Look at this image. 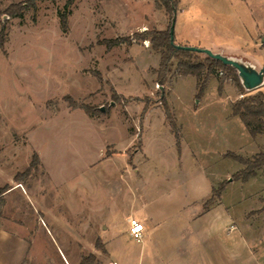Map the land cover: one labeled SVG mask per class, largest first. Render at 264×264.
<instances>
[{"label":"rangeland","instance_id":"374dc122","mask_svg":"<svg viewBox=\"0 0 264 264\" xmlns=\"http://www.w3.org/2000/svg\"><path fill=\"white\" fill-rule=\"evenodd\" d=\"M26 1L0 0V187L22 183L59 213L42 221L21 190L5 191L0 223L28 221L34 246L55 264L62 263L60 233L72 240L83 232L82 242L104 250L103 238L89 237V225L97 224L101 233L107 225L112 260L137 264L136 249L144 240L130 235L133 216L143 212L160 230L176 218L186 229L183 220L203 206L197 200L227 180L218 199L238 227L252 222L264 228V177L229 181L243 164L226 155L264 151V134L253 137L232 109L242 91L252 94L260 86L241 89L230 77L221 89L219 78L228 72L219 69L200 94L196 76H183L175 66L162 85L153 72L160 54L149 39L108 48L105 39L170 27L169 15L154 0H74L69 6L67 0H39L36 8L8 15L9 7ZM175 43L225 47L246 64L264 65V0H179ZM69 96L91 113L72 108ZM35 152L40 162L27 172ZM114 153L111 161L104 159ZM90 255L91 264L105 257L82 250L80 262Z\"/></svg>","mask_w":264,"mask_h":264},{"label":"crops","instance_id":"0c3cea01","mask_svg":"<svg viewBox=\"0 0 264 264\" xmlns=\"http://www.w3.org/2000/svg\"><path fill=\"white\" fill-rule=\"evenodd\" d=\"M212 51L245 62L244 57L233 53L227 54L225 47L217 46L216 50ZM250 65L256 69L264 67L257 60L250 61ZM262 85H260L261 91H263ZM262 135L259 134L255 138ZM135 137L136 134L132 135L128 142H133ZM115 147L120 149L118 146ZM115 156L114 153L104 159L111 161ZM258 177H264V171L259 170L254 178ZM17 190H21L25 201L29 203L32 215L40 216L42 221H51V218L57 217L55 214L59 213V209L54 211L45 200L22 183L10 186L6 194H13ZM211 195L212 192L197 200L203 206L183 220L186 229L181 228L176 218L170 221L166 229L160 230L157 225L159 223L155 224L153 219L143 212L139 214L140 218L133 216L144 227L142 239L140 241L135 239L137 242L144 240V244L136 249L137 264H264V228L255 229L258 227L253 226L252 220L246 218L248 223H251L247 224L248 227L245 229H240L235 217L228 212L219 199L208 207L205 206ZM71 206L72 208L68 210L76 214L75 206ZM262 208L256 210L262 211ZM258 215H254V218ZM89 228L92 229L89 237L103 238L106 244L105 249L98 250L95 243L90 240L82 242V239L86 238L83 232H77L72 240L68 233H65V238L64 234L60 233L59 237L62 240H58V251L61 264H79L82 250L85 253L105 255L101 264H118L116 260H112V252L109 248L111 240L107 234L110 228L107 225L102 228L99 226L103 230L102 233L98 232L97 224H90ZM34 240L35 236L28 221L22 222L17 218L5 219L3 223H0V264H55L45 256L43 249L34 246ZM123 253L130 252L124 251Z\"/></svg>","mask_w":264,"mask_h":264},{"label":"trees","instance_id":"16d2710c","mask_svg":"<svg viewBox=\"0 0 264 264\" xmlns=\"http://www.w3.org/2000/svg\"><path fill=\"white\" fill-rule=\"evenodd\" d=\"M39 0H27L26 5L22 3L14 4L7 9L8 15L11 17L19 16L26 8H36L37 2ZM74 0H67V6L71 5ZM155 6L158 9H163L166 14L169 15L171 21L176 15L178 9L179 0H154ZM61 24L64 31L68 29V16L66 11L62 13ZM170 28L165 30L158 29H145L143 31L134 32L131 35L119 36L115 38L105 39L104 42L108 48L120 45V44H132L135 41L140 40H150L152 48L159 52L160 63L158 68L154 69L153 72L157 74L158 83L164 85L173 71L175 66L176 71L181 75H194L198 80V86L200 94L204 91L206 84L211 77V75L217 73L219 69L228 72V75L221 76L219 78L220 88L224 86V82L227 78H233L239 88L244 89V86L240 79L236 76L235 69L230 65L223 64L222 61L212 58L203 52H197L187 49H182L176 47L175 44L171 42ZM175 40V39H174ZM5 42V27L3 26L0 32V48L3 47ZM204 54V55H203ZM99 75V74H98ZM242 95L239 99L233 102L232 109L233 114L238 115L250 134L256 137L259 134H264V92L257 91L252 94H247L242 91ZM119 94H116V98H119ZM71 107L74 109L81 108L87 113H91L89 108L85 105H80L75 102L70 96L68 97ZM163 105L166 108L167 118L175 131L178 139H180L179 130L176 125L175 116L172 113L170 107L167 104L166 98L162 96ZM148 104L145 105L142 112V118L145 111L148 109ZM227 156H231L243 164V168L234 173L229 181L232 180H243L246 181L249 178L257 175L259 170L264 171V151H261L251 157H244L242 155L228 152ZM40 162V156L37 152L33 154L31 164L27 172H29L34 166H37ZM16 179H19L17 174ZM227 180L224 181L218 188H213L212 195L205 203L208 207L216 199L220 198L223 189L225 188ZM9 187H0V204L3 201V194L8 190ZM93 255L89 257H83L79 264H91Z\"/></svg>","mask_w":264,"mask_h":264},{"label":"water","instance_id":"95a60500","mask_svg":"<svg viewBox=\"0 0 264 264\" xmlns=\"http://www.w3.org/2000/svg\"><path fill=\"white\" fill-rule=\"evenodd\" d=\"M175 23H176V15L173 17L171 21V28H170L171 42L175 44L176 47L187 49V50H192V51H197V52H203L212 58L222 61L223 64L225 65L232 66L238 71V75L242 81L243 86L248 90L255 89L263 84L264 67H262L261 69H256L254 66L250 64H246L245 62L240 61L238 59L228 57L222 53L214 52L208 48H199L196 46L176 44L174 40L175 39Z\"/></svg>","mask_w":264,"mask_h":264},{"label":"built area","instance_id":"2783aa9c","mask_svg":"<svg viewBox=\"0 0 264 264\" xmlns=\"http://www.w3.org/2000/svg\"><path fill=\"white\" fill-rule=\"evenodd\" d=\"M143 230H144L143 224L139 220L132 218L131 227H130V235L134 239L140 241L143 236Z\"/></svg>","mask_w":264,"mask_h":264}]
</instances>
